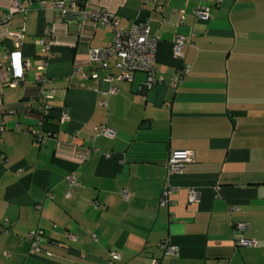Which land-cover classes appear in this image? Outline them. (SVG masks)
<instances>
[{
	"label": "crops",
	"instance_id": "crops-1",
	"mask_svg": "<svg viewBox=\"0 0 264 264\" xmlns=\"http://www.w3.org/2000/svg\"><path fill=\"white\" fill-rule=\"evenodd\" d=\"M19 1L26 10L6 27L24 28L18 51L30 66L15 87L6 84L5 57L14 39L0 31V264H264V0H163L159 13L145 0H77V9L108 11L124 29L149 24L158 38L151 85L142 71L104 81L118 74L112 63L98 80L70 76L74 65L93 67L88 47L109 45L111 28L86 19L65 29L49 1ZM11 2L0 0V17ZM199 4L210 7L207 21L194 19ZM177 35L190 39L183 58L173 53ZM42 75L55 95L41 123L38 103H28ZM62 108L69 118L58 124ZM101 124L114 136L94 137ZM75 146L91 149L86 160ZM174 150H191L194 160L173 177L169 207L159 201ZM70 172L77 186L65 181ZM189 189L197 201L187 200ZM237 221L255 245H236ZM36 227L42 251L29 255ZM164 240L175 254L163 256Z\"/></svg>",
	"mask_w": 264,
	"mask_h": 264
},
{
	"label": "built area",
	"instance_id": "built-area-1",
	"mask_svg": "<svg viewBox=\"0 0 264 264\" xmlns=\"http://www.w3.org/2000/svg\"><path fill=\"white\" fill-rule=\"evenodd\" d=\"M50 2L51 8L59 14L63 19V25L65 29L68 27V23L71 21H76L78 27H81L86 19H92L94 22L103 23L111 28V41L109 45L103 47H88V63L93 67L90 70H85L78 65H74L71 69L70 76L77 77L80 82H85L88 80H98L97 71H107L112 63L118 70V74L113 76L106 74L104 81L110 83L113 79H123L126 81H132L133 73L136 71H142L146 73V84L151 85L158 81L154 61L156 56V49L158 38L150 36V28L147 22H136L130 29H124L119 25V21L115 15L108 11H100L95 9L93 11L85 12L82 9H77V0H39L42 7L46 5V2ZM151 4V9L154 12L159 13L162 8L163 0H145ZM12 4L8 9L1 14L0 17V27L1 32L4 34L12 36L14 39V46L12 51L9 50L5 54V57L9 59L10 62V76L6 79V84L9 87H15L19 84H22L25 79V73L29 69V62L22 57V54L19 48L23 44L24 37V28H20L17 33H9L7 27L10 23L12 14L15 12H24L26 8L21 4L19 0H13ZM194 12V19L198 21H207L210 18V7L202 6L199 4L196 6ZM183 18L181 14L179 16L180 21ZM50 34V40L48 44H45L43 47L44 51L49 52L53 40H55V27L52 26L48 29ZM190 43V39H187L183 35H177L173 41V53L174 56L178 58H183V48L185 45ZM189 65L184 64L178 70L181 75L188 72ZM49 79L47 76L42 75L38 79V96L36 99H31L28 103L31 105L33 102H37V109L39 111V122L45 120L46 116L50 114L51 105L48 103V100L54 97L55 93L53 89L47 88ZM116 92L115 87H109L106 94H112ZM69 116L67 110L62 108L59 111L58 124H62L65 120H68ZM2 130V126L0 127ZM94 137L98 135H104L107 137H113L114 131L111 127L106 124H101L94 129ZM36 140L40 143L44 141L43 135H36ZM74 147V146H73ZM76 147V146H75ZM79 149L77 152L78 159L84 161L87 159L91 149L88 147H76ZM194 160V155L191 150H174L169 152L168 160L166 165V176L164 180L163 187L161 189L160 201L162 204L171 206L172 205V195L174 193L175 186L172 183L173 177L182 173L185 164L190 163ZM65 181L70 187L78 185V182L74 175L70 172L65 176ZM70 190L65 194L67 197L70 196ZM123 194L127 195V192L123 190ZM48 197H52V194L48 192ZM188 201H197L198 194L193 189L188 190ZM97 202L94 203L96 205ZM234 241L237 246H252L255 245V242L251 239L243 237L241 234H238L244 231L247 228V223L242 221H237L232 223ZM41 227H36L27 233V240L29 244L28 254L37 255L42 249L40 242L43 238L44 231ZM2 232L9 231L8 228H1ZM94 236V235H93ZM163 250V256L173 255L177 252V249L172 245L168 240H164L161 243ZM111 260L119 259V254L117 252L111 251ZM160 258H153L150 260V264H161Z\"/></svg>",
	"mask_w": 264,
	"mask_h": 264
},
{
	"label": "water",
	"instance_id": "water-1",
	"mask_svg": "<svg viewBox=\"0 0 264 264\" xmlns=\"http://www.w3.org/2000/svg\"><path fill=\"white\" fill-rule=\"evenodd\" d=\"M68 25L71 30H76L77 28L76 21H71V23L69 22Z\"/></svg>",
	"mask_w": 264,
	"mask_h": 264
},
{
	"label": "trees",
	"instance_id": "trees-1",
	"mask_svg": "<svg viewBox=\"0 0 264 264\" xmlns=\"http://www.w3.org/2000/svg\"><path fill=\"white\" fill-rule=\"evenodd\" d=\"M77 5L81 8L82 7V5H81V3L80 2H77ZM48 119V116H46V118H45V121Z\"/></svg>",
	"mask_w": 264,
	"mask_h": 264
}]
</instances>
